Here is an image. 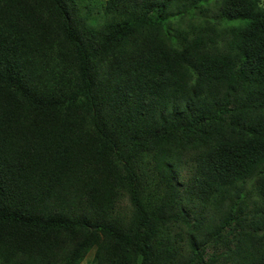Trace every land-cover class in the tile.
Masks as SVG:
<instances>
[{
    "label": "trees",
    "instance_id": "1",
    "mask_svg": "<svg viewBox=\"0 0 264 264\" xmlns=\"http://www.w3.org/2000/svg\"><path fill=\"white\" fill-rule=\"evenodd\" d=\"M0 264H264V0H0Z\"/></svg>",
    "mask_w": 264,
    "mask_h": 264
},
{
    "label": "clouds",
    "instance_id": "2",
    "mask_svg": "<svg viewBox=\"0 0 264 264\" xmlns=\"http://www.w3.org/2000/svg\"><path fill=\"white\" fill-rule=\"evenodd\" d=\"M123 199H124V201L127 203V210H128V212L131 213V212L134 210V207H133V205L131 204V198H130V195L125 194V195L123 196Z\"/></svg>",
    "mask_w": 264,
    "mask_h": 264
},
{
    "label": "rangeland",
    "instance_id": "3",
    "mask_svg": "<svg viewBox=\"0 0 264 264\" xmlns=\"http://www.w3.org/2000/svg\"><path fill=\"white\" fill-rule=\"evenodd\" d=\"M184 175H186V172H184ZM120 207H121V209H122L123 211H128V210H127V203H126L125 201H122V202L120 203ZM87 259H88V260H91V259H93V258H92L91 255H89V256L87 257Z\"/></svg>",
    "mask_w": 264,
    "mask_h": 264
}]
</instances>
